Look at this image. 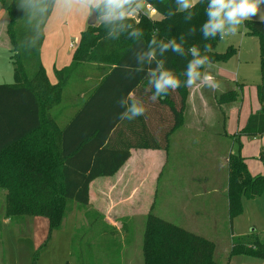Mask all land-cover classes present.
Masks as SVG:
<instances>
[{
  "label": "trees",
  "instance_id": "16d2710c",
  "mask_svg": "<svg viewBox=\"0 0 264 264\" xmlns=\"http://www.w3.org/2000/svg\"><path fill=\"white\" fill-rule=\"evenodd\" d=\"M141 1L160 18H150L144 11L137 20L125 17L88 26L80 35L71 64L55 69L57 83L51 84L41 51L56 0H0L8 17L6 32L14 79L12 84H0V188L9 195L7 219L41 215L48 220L50 235L60 230L73 211L71 206H89L91 184L116 175L131 158L132 150L169 149L172 136L182 125L189 96L185 73L196 58L191 49L200 57L207 56L206 64L226 63L236 55L233 46L223 53L217 51L222 40L219 33L204 37L201 25L207 19V0L186 11L177 10L176 0ZM136 5V0H128L126 15L137 10ZM245 28L264 44V22L246 20ZM136 30L142 34L131 35ZM170 40L181 44L182 53L172 47L161 52V46ZM153 50L155 55L149 62L147 53ZM139 55L144 56L142 61H138ZM261 63L264 79V45ZM158 64L162 68L158 69ZM204 65L197 70L201 72ZM161 70L171 71L181 84L169 89L165 98L153 100L150 74ZM262 90L259 87L261 109L250 115L245 127L232 136L233 141L264 136ZM223 97H229L223 98L224 102H235L238 93ZM121 99L142 104L145 114L120 119L118 114L125 111L119 104ZM228 170V214L232 221L242 213L244 198L264 195V175L252 176L245 158L232 153ZM85 216L84 234L72 241V256L79 264H93L91 253L86 257L75 253L78 246L83 248L77 239L90 238L89 249L95 254L94 249L105 250V239L117 230L107 226L99 213L87 212ZM96 236L100 242L95 244ZM229 256L264 261V239L255 231L233 236ZM143 257V264H217L214 242L153 213L146 223Z\"/></svg>",
  "mask_w": 264,
  "mask_h": 264
},
{
  "label": "rangeland",
  "instance_id": "374dc122",
  "mask_svg": "<svg viewBox=\"0 0 264 264\" xmlns=\"http://www.w3.org/2000/svg\"><path fill=\"white\" fill-rule=\"evenodd\" d=\"M78 1L84 4V0ZM137 3L141 4L139 9L143 10L144 5L139 0ZM83 4L78 7L73 5L72 12L69 9L62 26L75 31L89 26L93 10L89 11ZM129 16L138 19L134 11L125 17ZM153 18L156 20L160 17L157 13ZM110 20L98 17L97 26L101 21ZM54 21H57V17ZM7 25L8 17L0 7V83L3 84L13 81ZM71 42L77 44L78 39L69 36L63 41L64 47H69ZM230 46L236 48L237 53L226 62V66L230 80L241 83L237 84V88L241 85L245 89L237 90V102L244 99L245 112L258 106L256 86L262 85L263 65L252 50L260 47V39L247 33L244 21L236 35L220 40L217 51L223 53ZM211 110L217 112V117L220 116L217 108ZM216 116H207L210 121L207 122L208 130L204 131L206 139L179 143L176 132L167 151H134L132 158L116 176L100 178L93 183L92 203L89 206L72 205L73 211L64 220L61 229L52 235L44 216L23 215L7 219L5 206L9 195L6 190L0 189V264H79L77 257L72 256V241L84 234L81 230L87 224V212L99 213L107 226L117 230L115 235L105 239V250L98 252L94 249L95 254L89 249L90 238L77 239L78 244L82 242L83 248L80 250L78 246L75 253L79 257L91 253L93 264H143L144 234L150 213L214 242L217 264H264L261 259L229 256L233 236H244L255 231L264 239V195L254 199L244 198L242 213L232 221L228 214L227 198L230 153L245 157L249 172L256 176L264 168V161L261 160L264 136L253 139L242 137L239 142L233 141L232 137L230 140L223 136L225 132L219 128ZM235 127L229 124L226 129L230 131ZM120 177H124L121 180V186L125 184L124 189L105 190L109 183L118 181ZM110 191L113 192L114 202L131 196L129 203L119 204L115 211L109 212L106 207ZM108 219H113L116 226ZM99 240L100 236H96L95 244Z\"/></svg>",
  "mask_w": 264,
  "mask_h": 264
},
{
  "label": "crops",
  "instance_id": "0c3cea01",
  "mask_svg": "<svg viewBox=\"0 0 264 264\" xmlns=\"http://www.w3.org/2000/svg\"><path fill=\"white\" fill-rule=\"evenodd\" d=\"M139 1L144 5V9L140 10L138 8L136 11H134V13H136L137 15L138 13H142L146 11L145 10L146 5L144 4V2H142L141 0ZM79 2L83 4L82 1H78V0H56L53 12L47 22V25L45 28V39H44V43H43L42 51H41V61L43 63V66L45 67L48 79L51 84L57 83V79L55 77V69L61 70L65 67H68L71 64L72 55H73L74 50L78 46L80 35L83 31L87 29V28L82 29V27H80L79 31H75V29L72 30L69 27L66 28L65 26H62L64 23V20L66 19L65 18L66 13H68L70 8H71L70 12L73 11V5H76L75 7H78L79 5H81ZM89 11H91V9H89ZM257 16L258 17L256 18L252 17L255 19H249V20H260V17L264 16V4L260 5V12L257 14ZM56 17H57V21H54ZM73 33L75 35H72ZM69 36H75L78 39V42L77 44L76 43L74 44V47H71V44L74 42H71L69 44V47H64L63 41H65ZM263 45L264 44H262L260 41V47L257 49L254 48L252 50L253 54H255V57L257 56L258 61L259 60L261 61V48ZM201 73L202 75L205 74V75L210 76L212 79L211 81L198 79L193 86H188L189 96L186 100V106H185V110L183 114L182 125L177 130V141L179 143H183L189 140H198V138L206 139L207 135L204 134V131L208 130L207 125L209 124L207 122L210 121L208 120L207 116L211 118L212 115L216 116L217 114V112L215 111L214 113L211 110V108L213 109L217 108L219 113L221 112L220 116L218 117L216 116V118H218L217 124H219V128H221L225 132L223 136L226 135L231 140L232 136L236 135L240 130H242V128L245 127L250 115L261 109V103L259 102L258 93H259V87L261 86L263 89L262 91L264 93V79H262V82H261L262 85L256 86V96H257L258 106L253 107V108L251 107L250 109L244 112V106H245L244 99H242L241 102H237L239 100L238 98H237V101L235 102H231V101L224 102L223 101V98H229V97H223V96L229 93L238 92L237 91L238 88L241 89L242 91L245 90L243 86L241 85L238 86L237 88V84H241V83L230 80L229 78L230 72L228 71L226 63L205 64L201 70ZM11 78H13V76ZM12 83L13 81L11 83H6V84H12ZM0 84H3V83H0ZM212 85H216V86H212ZM187 114H188V117H186ZM229 124L235 125L236 127L229 131L226 129L227 127L229 128ZM243 138L250 139L248 137H243ZM134 151H139V150H132V153H131L132 155ZM142 151L143 152L145 151L160 152L157 150H142ZM132 155H131V158H132ZM262 156L264 157L263 153L261 154V160H263ZM258 175H264V168L262 169V172H260L256 176ZM113 177H108V178H113ZM123 179L124 177L123 178L120 177L118 180L119 182L116 181L112 184L109 183V186L107 187L108 189H105V190L112 191V190H119L120 188L124 189L125 184L121 186L122 184L121 180ZM93 183L90 186V190H93L92 189ZM97 190H100V188L97 187ZM111 191L110 193H108L109 194L108 199H107L108 201L106 200L107 201L106 209H108L109 212L115 211L119 204L129 203V199L131 198V196L123 198L122 201L114 202L112 198L113 192ZM91 195H92V191H90V204L92 203ZM105 195L106 193L104 191L103 196L105 197ZM107 221L113 222L114 226H116L117 224L115 221H113V219H108Z\"/></svg>",
  "mask_w": 264,
  "mask_h": 264
},
{
  "label": "clouds",
  "instance_id": "9594fccd",
  "mask_svg": "<svg viewBox=\"0 0 264 264\" xmlns=\"http://www.w3.org/2000/svg\"><path fill=\"white\" fill-rule=\"evenodd\" d=\"M128 0H84V6L88 9L95 10L99 13L100 18L103 20H123L126 16L125 5ZM198 0H176L177 10L186 11L195 7ZM264 4V0H207V6L205 8V15L207 19L201 25V31L204 37L215 36L220 34L221 39H224L229 35H236L239 28L243 27V23L246 20L251 19L260 12V5ZM141 4H137L136 8H140ZM192 15L188 14V18ZM264 22V16L260 17ZM142 33L139 30L133 31L131 35L139 36ZM152 43H156L155 40ZM168 47H172L173 51L181 52V44L175 40H170L167 44L161 46V52ZM206 50H208L206 48ZM194 58L188 65L185 75L187 80L186 86H193L196 81L206 80L211 81V77L198 71L200 65H204L208 62V57H200L197 55L196 49H191ZM155 55L154 50L147 53L149 62ZM138 61L144 59L143 55L137 57ZM162 68V64H158V69ZM152 79L149 81L152 84L155 91L152 94V99H163L168 95V90L177 89L181 81L173 75L171 71L161 70L157 74V71H153L151 74ZM216 86V85H212ZM119 104L125 111L118 114L120 119L132 120L134 117H141L145 114V107L137 101H132L130 104L127 99H121Z\"/></svg>",
  "mask_w": 264,
  "mask_h": 264
},
{
  "label": "water",
  "instance_id": "95a60500",
  "mask_svg": "<svg viewBox=\"0 0 264 264\" xmlns=\"http://www.w3.org/2000/svg\"><path fill=\"white\" fill-rule=\"evenodd\" d=\"M97 22H98V16L97 13L95 11L92 12L91 17L88 21V25L89 26H97Z\"/></svg>",
  "mask_w": 264,
  "mask_h": 264
},
{
  "label": "built area",
  "instance_id": "2783aa9c",
  "mask_svg": "<svg viewBox=\"0 0 264 264\" xmlns=\"http://www.w3.org/2000/svg\"><path fill=\"white\" fill-rule=\"evenodd\" d=\"M145 10H146V12H148V14H149V16L151 17V18H153L156 14H157V12H156V10H154L151 6H149V5H146L145 6ZM139 14V13H138ZM71 47H74V43H72L71 44Z\"/></svg>",
  "mask_w": 264,
  "mask_h": 264
}]
</instances>
